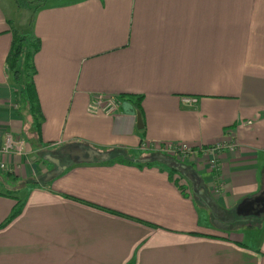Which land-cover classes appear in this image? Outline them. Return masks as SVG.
I'll list each match as a JSON object with an SVG mask.
<instances>
[{"label":"crops","instance_id":"crops-1","mask_svg":"<svg viewBox=\"0 0 264 264\" xmlns=\"http://www.w3.org/2000/svg\"><path fill=\"white\" fill-rule=\"evenodd\" d=\"M37 3L0 0V188L13 189H0V264H264L262 213H237L264 192V0ZM26 14L38 131L5 63ZM229 138L218 180L204 162L141 147ZM72 145L99 158L73 161L60 152ZM56 147L65 168L44 181L55 166L41 152Z\"/></svg>","mask_w":264,"mask_h":264},{"label":"trees","instance_id":"trees-1","mask_svg":"<svg viewBox=\"0 0 264 264\" xmlns=\"http://www.w3.org/2000/svg\"><path fill=\"white\" fill-rule=\"evenodd\" d=\"M15 2L21 8H29L38 4V0H15ZM25 30L12 29V42L6 55L5 63L12 81L21 87V93L30 105V110L34 114L35 130L38 131L40 125L38 119L41 118V113L33 82V74L35 73L33 57L38 51L40 44L39 40L33 36L31 30L28 33ZM140 99L141 97H134V103L139 110ZM21 208L22 203L17 201L4 225L17 216ZM110 212L113 213V211Z\"/></svg>","mask_w":264,"mask_h":264},{"label":"built area","instance_id":"built-area-1","mask_svg":"<svg viewBox=\"0 0 264 264\" xmlns=\"http://www.w3.org/2000/svg\"><path fill=\"white\" fill-rule=\"evenodd\" d=\"M187 104H191L196 102V98L187 97L183 100ZM94 104L101 109V111L105 113L111 112L117 106L116 98H103L101 95L95 96L93 99ZM141 147L144 149H152L160 154H164L167 156H171L180 162H204L208 168L215 173L220 171L221 164L219 161V156L223 150L226 148L229 150H234L236 148V144L232 142L231 138L226 141H217L216 143L208 146H197L191 147L186 144L178 143V142H159V143H147L142 142ZM16 148L14 143L13 135L10 132L5 133L4 145L2 150L4 152H11ZM201 158H204L201 161ZM7 169V166L4 163H0V171H4ZM217 180L219 179L217 174L215 175ZM222 187L220 181H218L215 186V191L219 192Z\"/></svg>","mask_w":264,"mask_h":264},{"label":"water","instance_id":"water-1","mask_svg":"<svg viewBox=\"0 0 264 264\" xmlns=\"http://www.w3.org/2000/svg\"><path fill=\"white\" fill-rule=\"evenodd\" d=\"M142 118L140 112L137 113V127L142 128ZM62 154H67L73 161H92L95 157L99 158L98 152L92 149L84 150L80 146L72 145L66 146L61 151ZM48 161L52 162L55 166L54 169L49 171L44 177V181H49L57 176L65 166L61 165L59 158L47 155L45 157ZM264 212V192H261L254 198H247L241 202L237 209L238 214L242 215H259Z\"/></svg>","mask_w":264,"mask_h":264},{"label":"rangeland","instance_id":"rangeland-1","mask_svg":"<svg viewBox=\"0 0 264 264\" xmlns=\"http://www.w3.org/2000/svg\"><path fill=\"white\" fill-rule=\"evenodd\" d=\"M16 3V2H15ZM18 8H21V7H19L18 6ZM20 10H22V9H20ZM29 13V12H28ZM30 14V13H29ZM29 14H26L25 16L26 17H24V18H20V19H18L19 20V26L16 28V29H19V28H21V29H25V25H23V24H20V22L21 23H24L25 22V20L27 19V18H29ZM22 19V20H21ZM22 26V27H21ZM34 117V116H33ZM58 148L59 147H56V148H54L53 150H51V149H48V150H46V151H44V152H41V155L44 157V156H46V155H52V154H57L56 152H58ZM106 151H110L111 152V156L113 157V156H115L114 155V153H115V151L114 150H106ZM49 166L51 167L52 165L51 164H49ZM45 176H46V174H45ZM44 176V177H45ZM41 178V177H40ZM17 188H21L20 186H18V187H14V189H17ZM1 190L3 189L4 191H8V190H13V189H11V188H9V187H7V186H5V187H3V188H0ZM208 212H209V210H208ZM262 218H264V213H262L261 215H260ZM231 217V216H230ZM230 217H229V215H225V223H228L229 221H230Z\"/></svg>","mask_w":264,"mask_h":264}]
</instances>
